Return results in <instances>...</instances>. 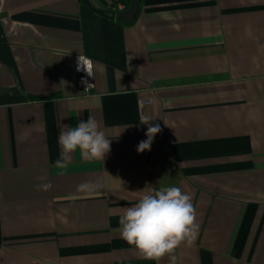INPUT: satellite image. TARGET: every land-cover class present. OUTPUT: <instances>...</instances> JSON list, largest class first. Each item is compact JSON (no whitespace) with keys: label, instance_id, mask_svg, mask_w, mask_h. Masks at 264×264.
I'll return each mask as SVG.
<instances>
[{"label":"crops","instance_id":"obj_1","mask_svg":"<svg viewBox=\"0 0 264 264\" xmlns=\"http://www.w3.org/2000/svg\"><path fill=\"white\" fill-rule=\"evenodd\" d=\"M107 1L0 0V264H169L119 231L167 186L192 196L199 224L178 264H264V0H142L130 24ZM89 116L110 152L57 166L63 125ZM143 117L161 131L138 153Z\"/></svg>","mask_w":264,"mask_h":264},{"label":"clouds","instance_id":"obj_2","mask_svg":"<svg viewBox=\"0 0 264 264\" xmlns=\"http://www.w3.org/2000/svg\"><path fill=\"white\" fill-rule=\"evenodd\" d=\"M94 69L92 59L86 55H78L77 72L82 71L88 77L94 78ZM82 83L86 85V89L91 86L87 80L82 79ZM150 120L152 119L148 117L140 120L142 124L149 126L145 133L147 139L137 146L138 153L150 151L154 137L161 131L159 124L152 126L149 124ZM58 143L61 152L56 165L59 167H64L77 150L88 160H104L111 150V140L106 137L99 123L92 116L75 127L63 125ZM51 188L50 181L37 185V190L46 191ZM102 188L103 184L99 181L83 182L77 186V190L86 195H91ZM119 225L121 239L135 246L144 259L158 262L167 257L169 264H178L176 250L181 245L193 246L199 231L192 196L176 186L147 190L134 206L123 211Z\"/></svg>","mask_w":264,"mask_h":264},{"label":"built area","instance_id":"obj_3","mask_svg":"<svg viewBox=\"0 0 264 264\" xmlns=\"http://www.w3.org/2000/svg\"><path fill=\"white\" fill-rule=\"evenodd\" d=\"M109 3V6L111 7V10L113 13L117 14L119 11L127 9L129 6L125 3V1H121L118 0L117 3L114 2V0H108L107 1ZM78 57V56H77ZM77 57H76V65H77ZM88 57V56H87ZM90 58V57H89ZM91 59V58H90ZM75 65V66H76ZM82 79L87 80L88 84H91V86H89L86 89V85L84 83H82ZM77 84L78 87L83 91V93L85 95H90L91 91L95 88L96 83H95V77H88L84 72H78V79H77ZM86 89V90H85ZM146 104H148L147 101H142L141 105L142 107L145 106Z\"/></svg>","mask_w":264,"mask_h":264},{"label":"water","instance_id":"obj_4","mask_svg":"<svg viewBox=\"0 0 264 264\" xmlns=\"http://www.w3.org/2000/svg\"><path fill=\"white\" fill-rule=\"evenodd\" d=\"M142 0H131V3L127 9L121 10L117 13V16L122 19L126 24L134 22L140 7Z\"/></svg>","mask_w":264,"mask_h":264},{"label":"trees","instance_id":"obj_5","mask_svg":"<svg viewBox=\"0 0 264 264\" xmlns=\"http://www.w3.org/2000/svg\"><path fill=\"white\" fill-rule=\"evenodd\" d=\"M125 3L129 6L130 3H131V0H125ZM102 12L105 13V14H107V15H109V16H111V17H113L114 19H116V20H118V21H122V19L119 18V17L117 16V14L113 13L112 11H111V13H110V11H108V10L105 9V10H102Z\"/></svg>","mask_w":264,"mask_h":264},{"label":"rangeland","instance_id":"obj_6","mask_svg":"<svg viewBox=\"0 0 264 264\" xmlns=\"http://www.w3.org/2000/svg\"><path fill=\"white\" fill-rule=\"evenodd\" d=\"M109 8H111V7H109Z\"/></svg>","mask_w":264,"mask_h":264}]
</instances>
